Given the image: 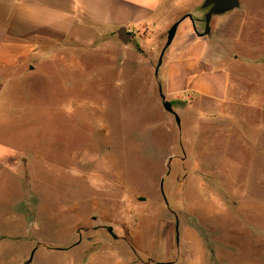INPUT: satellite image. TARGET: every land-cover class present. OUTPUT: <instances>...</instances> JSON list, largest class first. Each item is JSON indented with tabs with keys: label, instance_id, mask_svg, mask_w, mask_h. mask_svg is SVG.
<instances>
[{
	"label": "rangeland",
	"instance_id": "rangeland-1",
	"mask_svg": "<svg viewBox=\"0 0 264 264\" xmlns=\"http://www.w3.org/2000/svg\"><path fill=\"white\" fill-rule=\"evenodd\" d=\"M228 17L227 50L240 60L223 68L243 82L245 105L222 104L214 120L168 98L155 64L130 65L92 25L90 39L59 46L58 69L46 57L6 84L0 143L28 157L14 180L0 179V236L17 237L24 217L26 247L33 236L46 248L126 237L139 264H264V0H240ZM13 251L1 259L11 264ZM106 252L101 264H115Z\"/></svg>",
	"mask_w": 264,
	"mask_h": 264
},
{
	"label": "crops",
	"instance_id": "crops-1",
	"mask_svg": "<svg viewBox=\"0 0 264 264\" xmlns=\"http://www.w3.org/2000/svg\"><path fill=\"white\" fill-rule=\"evenodd\" d=\"M200 2L0 0V97L6 84L24 81L38 72L43 58L49 57L50 73L54 65L58 69L57 62L63 53L59 46L77 38L80 41L90 39L88 26L92 25L98 30L95 41L124 47L131 57L130 65L132 59L139 65V56L146 58V66L155 64V82L162 84L168 98L183 99L197 109L195 115L204 120H214L221 113L219 106L222 104H230L229 108L245 105L241 99L245 89L243 82L240 84L239 80H234V70L223 68V65H234L240 60L239 55L227 50L233 39L228 38L224 29L231 22L228 15L232 10L214 15L210 35L200 36L204 32L200 30L201 19L196 14ZM187 14H191L193 19L184 18ZM214 19L217 20L214 22ZM175 24L174 36L168 41V32ZM83 25L87 26L86 30L82 29ZM123 27L130 33L127 43L119 35ZM43 43H48L50 49H42ZM101 55L107 58V54ZM27 157L22 148L0 143V179L14 180L17 170L27 165ZM6 171L7 176L4 175ZM21 224L23 226L19 230L24 232V217ZM23 232H18L17 237L11 236L12 240H5L9 236L7 234L0 236V264H7V259L1 257L10 244L14 250V256L9 259L11 264H29L37 252L38 264L42 263V257L45 259L43 264H101L99 255L104 248L105 252L108 248L109 252L106 253L117 256L115 264H139L133 246L126 237L116 241L105 237L104 241L96 242L92 248L91 245L82 248V244L75 248H46L36 236L28 238L29 245L26 247L27 237L25 234L19 236ZM15 245L21 246L22 250ZM140 264L153 262L141 261Z\"/></svg>",
	"mask_w": 264,
	"mask_h": 264
},
{
	"label": "water",
	"instance_id": "water-1",
	"mask_svg": "<svg viewBox=\"0 0 264 264\" xmlns=\"http://www.w3.org/2000/svg\"><path fill=\"white\" fill-rule=\"evenodd\" d=\"M239 5H240V0H205L203 3V7L207 9V12L205 14V30L203 33H200L199 35L203 36V35H206L210 32V30H211L210 23H211V19L214 15L222 14V13L227 12V11H231V10L239 7ZM186 17H190L191 19H193L191 14H187L184 18H186ZM119 35H120V38L123 42L127 43L129 41L130 33L127 31L126 28H124V27L121 28L119 30ZM162 57H163V53H162V56L160 57V60H159L160 63L162 62ZM162 98H164V95H162ZM163 105L167 110H169V111L171 110L167 107L165 102H163ZM176 117H177L178 123H180L179 117L178 116H176Z\"/></svg>",
	"mask_w": 264,
	"mask_h": 264
},
{
	"label": "trees",
	"instance_id": "trees-1",
	"mask_svg": "<svg viewBox=\"0 0 264 264\" xmlns=\"http://www.w3.org/2000/svg\"><path fill=\"white\" fill-rule=\"evenodd\" d=\"M175 29H176V24L168 32V41H170L173 38ZM165 104L169 109H171L170 104L168 102H165Z\"/></svg>",
	"mask_w": 264,
	"mask_h": 264
}]
</instances>
